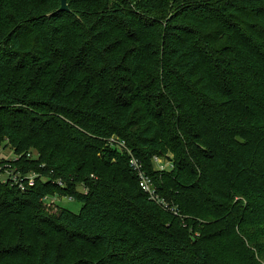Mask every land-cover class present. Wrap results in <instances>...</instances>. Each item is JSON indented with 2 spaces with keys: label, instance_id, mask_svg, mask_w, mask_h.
<instances>
[{
  "label": "trees",
  "instance_id": "trees-1",
  "mask_svg": "<svg viewBox=\"0 0 264 264\" xmlns=\"http://www.w3.org/2000/svg\"><path fill=\"white\" fill-rule=\"evenodd\" d=\"M67 3L0 0V150L35 174L0 177V264H264V0Z\"/></svg>",
  "mask_w": 264,
  "mask_h": 264
},
{
  "label": "rangeland",
  "instance_id": "rangeland-1",
  "mask_svg": "<svg viewBox=\"0 0 264 264\" xmlns=\"http://www.w3.org/2000/svg\"><path fill=\"white\" fill-rule=\"evenodd\" d=\"M15 160H16L15 152L10 147L2 148L0 150V177L4 182L8 178L9 180H12L10 179V177L15 173V169H13L12 163ZM163 165H166V163H164ZM156 168L158 167L156 166ZM15 175H18L20 177V182H17L19 183L18 185L20 188L26 186L31 187L32 185H34V183H31V181H33L32 177H35V174H31L26 177H22L21 174L19 173ZM10 186L12 187L13 183H10ZM77 188L80 193H84V188L82 187V184L77 185ZM46 201L48 203L57 204L59 207L66 208L75 214L80 213L82 207L79 201L69 197H60L56 195L46 198Z\"/></svg>",
  "mask_w": 264,
  "mask_h": 264
},
{
  "label": "built area",
  "instance_id": "built-area-1",
  "mask_svg": "<svg viewBox=\"0 0 264 264\" xmlns=\"http://www.w3.org/2000/svg\"><path fill=\"white\" fill-rule=\"evenodd\" d=\"M154 163L161 171H165L172 168V164L170 162L164 161L163 159L158 157L154 158ZM164 163H166V165H163ZM130 166L139 178L140 187L142 191L146 193L151 200L161 204L163 201L158 197L157 189L154 185V182L152 178L144 172L143 165L140 163V161L132 156L130 159ZM10 179H12L15 183L20 182V177L18 175H15V173L14 175H11ZM32 179L33 181H31V183H34L35 177H32ZM21 189L24 190L25 187H21Z\"/></svg>",
  "mask_w": 264,
  "mask_h": 264
},
{
  "label": "water",
  "instance_id": "water-1",
  "mask_svg": "<svg viewBox=\"0 0 264 264\" xmlns=\"http://www.w3.org/2000/svg\"><path fill=\"white\" fill-rule=\"evenodd\" d=\"M60 2H61V7L59 11H65V12L69 11L67 0H60Z\"/></svg>",
  "mask_w": 264,
  "mask_h": 264
}]
</instances>
